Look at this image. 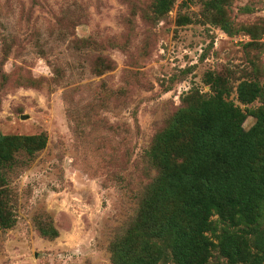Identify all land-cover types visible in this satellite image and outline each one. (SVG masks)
<instances>
[{
    "label": "rangeland",
    "instance_id": "1",
    "mask_svg": "<svg viewBox=\"0 0 264 264\" xmlns=\"http://www.w3.org/2000/svg\"><path fill=\"white\" fill-rule=\"evenodd\" d=\"M158 2L0 0V133L46 138L6 169L0 264H115L158 174L150 149L194 94L224 85L255 125L264 96L239 88L264 89V0ZM212 219L217 245L254 242ZM208 264L229 262L216 247Z\"/></svg>",
    "mask_w": 264,
    "mask_h": 264
},
{
    "label": "trees",
    "instance_id": "2",
    "mask_svg": "<svg viewBox=\"0 0 264 264\" xmlns=\"http://www.w3.org/2000/svg\"><path fill=\"white\" fill-rule=\"evenodd\" d=\"M158 7L165 9L166 0H159ZM227 94L221 84L209 97L194 94L156 137L150 157L158 174L132 227L114 246L115 264H158L167 258L177 264H208L216 247L229 264H263L264 104L255 125L246 130V115ZM261 94L258 84L240 85L243 101ZM45 145L44 135L0 133V229L14 221L4 199L6 169L18 151L32 155ZM215 215L232 228L250 231L254 242L232 230L219 235L217 245L209 235Z\"/></svg>",
    "mask_w": 264,
    "mask_h": 264
}]
</instances>
